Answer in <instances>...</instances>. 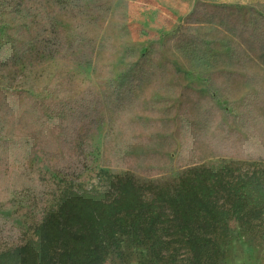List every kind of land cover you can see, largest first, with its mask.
I'll list each match as a JSON object with an SVG mask.
<instances>
[{"label":"trees","instance_id":"trees-1","mask_svg":"<svg viewBox=\"0 0 264 264\" xmlns=\"http://www.w3.org/2000/svg\"><path fill=\"white\" fill-rule=\"evenodd\" d=\"M208 1L196 2L186 21L162 43L126 51L127 65L120 73L103 67L93 90L68 97L56 83L39 91L0 89V131L4 124L11 127L0 133V168H25L40 155L43 164L55 169L44 168L51 171L52 209L29 238L0 217V238L12 245L0 249V264H103L109 253L119 252L123 238L135 247H146L152 260L169 264L161 255L170 244L163 239L166 235L186 248L187 264H217L221 253L214 235L227 231L230 221L246 228L264 221L261 169L193 166L178 177L173 189L160 190L151 201L143 200L131 179L115 183L112 200L74 187L85 172L82 157L72 155L79 136L97 128L103 108L135 129L140 122L134 125L131 118L143 110L144 94L153 86L161 93L191 99L197 117L205 122L200 131L180 116L174 117L176 127L174 120L142 126L146 142L177 155L174 161L164 156L168 168L193 160L192 143L201 139L218 157L264 163V121L257 112L264 107V88L249 68L252 59L264 58V15ZM121 5V0H0V20L4 10L18 22L8 40L0 39V69L58 60L96 71L98 54L110 44L103 25L112 17L125 18ZM207 29L227 36V52L212 53ZM163 54L186 60L192 76L206 82L205 94L169 85L177 70ZM233 78L249 88L238 115L230 102L226 107L218 104ZM165 112L172 117L177 111L170 106ZM230 125L234 127L229 129ZM175 128L178 142L169 136ZM159 131L164 137H158ZM113 154L114 167H123L127 160L119 161Z\"/></svg>","mask_w":264,"mask_h":264},{"label":"rangeland","instance_id":"rangeland-1","mask_svg":"<svg viewBox=\"0 0 264 264\" xmlns=\"http://www.w3.org/2000/svg\"><path fill=\"white\" fill-rule=\"evenodd\" d=\"M198 1L202 0H121L122 16L125 18L112 17L103 25L105 31L102 33L108 36L106 40L110 44L105 51L98 54L96 71L79 70L71 64L58 60L46 61L34 66L24 64L0 69V89L6 90L7 93L21 89L39 91L47 84L56 83L62 87L68 97L93 90L97 87L100 71L104 70L103 67L110 66L115 73L123 71L127 65L126 51L132 48L137 50L140 48L143 51L151 43H162L186 21ZM208 2L251 9L264 15V0H209ZM1 14L0 39L3 37L8 40L12 35L11 29L18 22L12 16L7 15L4 10H1ZM115 23L121 26L114 27ZM207 33L208 40L214 45L212 53L228 51V48L224 46L226 43L224 39L227 36L212 33L210 29H207ZM163 55L177 70L176 74L170 76L169 85H175L177 89L186 87L200 95L205 94L206 82L192 76L191 68L186 60L179 56ZM249 68L259 75L261 87L264 88V58L262 62L252 59ZM239 75L244 74L239 71ZM248 90L249 88L242 80L233 78L227 96L218 101L219 106L226 107V101H228L234 113L238 115L239 107ZM171 93H161L154 86L146 90L143 110L131 118L134 125L140 122L135 129L122 125L118 115L112 113L111 110L101 109L97 128L92 132L88 130L81 134L75 142V149L72 150L74 157H82L85 161V172L76 179L74 187L78 190L102 193L108 200H112L116 196L115 183L118 180L131 179L139 189L143 200L151 201L160 190L173 189L177 185L178 177L193 166L207 168L225 164L241 172H250L254 169L264 170L263 162L218 157L208 149L202 139L197 140L195 144L192 143L194 149L192 153L196 155L193 160L185 164H175L180 167L168 168L164 156H169L174 161L177 155L173 152L167 155L146 142L143 138L146 133L142 131V126L148 128L155 122L173 121L174 117L177 119V116L182 117L185 123L193 125L196 131L203 130L202 127L205 125V122L197 117L191 99L181 98L179 94L171 96ZM170 106H174L177 111L172 117L166 116L165 112ZM257 112L264 121V107L257 108ZM2 119L0 116V121ZM174 126H177L176 120H174ZM233 127L230 125L229 129ZM10 129L9 124H4L0 133H8ZM157 135L159 138L164 137L160 131ZM169 136L178 142L176 128ZM112 153H114L113 157L120 159L119 161L126 159V164L123 167H114L116 161L110 158ZM139 158L142 160H138ZM43 159L39 155L29 161L25 168L17 166H13L11 170L0 168V217L20 229L26 238L31 236L35 225L46 217L54 203L52 188L49 184L51 183V171L46 173L44 169L54 168L49 164H43ZM29 177L30 181L25 180ZM166 236L163 239L170 244L167 245L166 253L161 254L165 257L164 261H169V264H187L186 248L175 243L172 240L174 236ZM212 240L221 253L217 264H264V221L255 223L251 228L230 221L228 230L217 233ZM9 246L0 238V249ZM103 264L162 263L152 260L146 247H135L123 238L119 252L109 253Z\"/></svg>","mask_w":264,"mask_h":264}]
</instances>
